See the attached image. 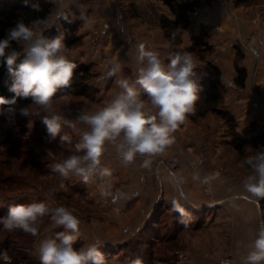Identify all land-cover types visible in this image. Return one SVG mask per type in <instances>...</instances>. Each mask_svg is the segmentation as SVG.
I'll use <instances>...</instances> for the list:
<instances>
[{
	"label": "rangeland",
	"instance_id": "rangeland-1",
	"mask_svg": "<svg viewBox=\"0 0 264 264\" xmlns=\"http://www.w3.org/2000/svg\"><path fill=\"white\" fill-rule=\"evenodd\" d=\"M90 1L94 5L101 3L100 0ZM118 3L127 5L130 9L123 19L115 16ZM162 3V0H146L141 6L135 0H112L107 8L102 9V12L96 11L93 15H87L86 18L89 17L90 23L86 24L89 39L83 50L85 59L71 60L90 66L94 76L89 83L94 91L83 96L64 93L53 98L52 105L53 113L75 124V128L64 126L61 132V135L66 134L71 138V143H60L59 138L51 143L46 140V129L38 115L44 114V110L31 106L32 102H21L15 106L17 109L31 106L30 110L33 113L31 122L29 118L19 115L18 111L15 114L0 115V178L4 177L8 180L0 184V218L7 216L8 209L12 205L33 202H43L51 208L64 206L77 216V212L91 208L88 203L93 206L98 201L103 185V181L99 178L88 184L75 176L63 179L59 174L52 172L49 166L75 153V144L80 141V133L88 130L87 126L77 119L81 111L91 113L107 106L123 92L119 86L120 80L127 79L130 83H134L137 79L141 65L136 60V50L141 43L146 49L156 51L165 66L169 62V57L176 53H189L196 62V78L202 79L203 90L200 96L205 98L215 118L204 121L207 131L205 128L201 129L195 119H191L194 129L197 125L202 133L205 135L208 133L207 137L211 146L209 148L208 143L202 145L199 140L196 141L198 143L195 145L196 150L192 156H189L187 162L190 166L189 170L197 173L204 171L209 174L217 171L220 174L228 173L229 176L236 173L241 174L243 180L250 174L251 170L244 163V159L255 155L256 151L246 149L237 152L235 150L229 134V126L225 123L221 112L230 111L234 114L239 129L245 127V124L248 126L253 120L257 121L258 125L264 126V0H248L247 2L201 0V6L190 16L189 28L180 31V38L174 41L167 38L161 25L162 17H171L170 11L163 12L164 4ZM143 12L152 19L160 20L159 30L157 27H152V31L146 32L143 26L140 29L135 27L134 20ZM71 17L80 21L76 13ZM199 19L202 21L198 23ZM52 26L59 25L47 19L46 23L33 25V30L40 35ZM61 54L70 60L69 54L65 52ZM116 62L121 65V73L108 77V71ZM238 66L245 68L247 72L243 85L236 79ZM131 69L132 72L129 71ZM137 88L139 89V86ZM145 98L144 96L143 99ZM146 105L145 111L150 115H156L157 110ZM218 130H220V137L217 140H223L220 143L221 151H224L221 156L226 157L231 165L235 164L234 167L217 165V160L221 156L216 144L212 141L213 133H217ZM200 131H194V138ZM203 136L199 138L203 139ZM198 157H204L206 163L201 167L192 166V161ZM153 158L157 169L165 166L176 174L178 164L166 152ZM137 160L139 159L136 158L135 161ZM132 164L125 165L122 162L115 146H108L101 158V166L112 170V174L115 175L113 179L117 183L128 180L125 173L121 171L123 167L133 168ZM154 174L155 177H159L157 172ZM10 178L11 181H9ZM12 180L16 183L14 187L9 186ZM61 183L64 187H60ZM108 190L115 194L122 188L116 184ZM156 193L155 197L150 198L151 202L159 198L160 193ZM260 202L259 206L264 211V198ZM160 204L161 202L156 206ZM191 210L193 214L195 212L194 223L198 221V228H202L207 221L206 209ZM51 228L54 231L50 238H55L56 233L64 230L62 226L57 227L50 217H45L40 225L38 236L34 237L22 231L19 239H15L13 244V254L21 261L16 262L14 255L6 252L12 258L10 263L40 264L38 248L44 240L48 239L43 236ZM3 231L0 232V236ZM137 235L129 236L126 242ZM148 238L144 236L143 242H146ZM126 242L116 248V256L113 254L111 259L106 258L107 263L131 264L133 259L140 258L139 250L144 248L143 243H140V248L136 250L137 247L135 249L130 247L133 244L126 246ZM84 245L83 240H78L75 247L79 249ZM224 249V251L215 250V254L226 256L231 253L232 259L235 258L236 251L232 246H226ZM0 261L4 263L3 258H0Z\"/></svg>",
	"mask_w": 264,
	"mask_h": 264
},
{
	"label": "clouds",
	"instance_id": "clouds-1",
	"mask_svg": "<svg viewBox=\"0 0 264 264\" xmlns=\"http://www.w3.org/2000/svg\"><path fill=\"white\" fill-rule=\"evenodd\" d=\"M55 4L57 0H48ZM23 7L39 12L41 7L33 0H23ZM64 19H68L65 15ZM85 24L90 21L81 13ZM71 23V20H68ZM46 23L45 18H38L33 25ZM13 42L21 45L23 52L12 47ZM64 47V36L47 38L37 35L33 26L22 20L7 30L0 39V66L6 68L12 78L9 91L11 98L0 96V115L19 113L31 122V106L44 110L40 121L46 129V140L51 143L59 138L60 143H71L68 135H61L64 126L75 128L70 120L52 112L53 98L62 90L71 87L76 65L61 54ZM136 60L141 65L137 79L130 83L127 79L119 81L123 92L110 104L95 112H84L77 119L87 126L80 133V141L75 144V153L51 164L52 172L63 179L78 177L88 184L99 178L104 181L111 177V171L101 166V158L108 146H115L122 162L131 164L139 157L163 155L174 143L173 133L182 125L189 114L196 111L197 101L203 90L198 80L196 62L189 53H176L169 57L165 66L156 51L146 49L141 43L138 46ZM23 54L24 58L17 63ZM121 65L113 63L107 73L115 76ZM139 89L143 90L150 106L156 109V115L145 111V100L140 99ZM31 98L32 105L17 109L19 99ZM7 106V107H5ZM150 159L144 160V167L150 166ZM244 163L250 168V174L243 181L248 194L245 199L264 198V150H257L255 155L247 156ZM176 177L175 173H169ZM213 175L204 177L203 183L209 184ZM183 180L177 179L174 186L179 199L171 201L172 209L179 214L180 223L187 226L191 215L182 205L181 200L189 203L183 191ZM60 187H64L61 183ZM55 191V189L53 190ZM103 196H112L109 190ZM119 194L113 196L118 199ZM239 197H234L237 199ZM45 217H50L63 231L56 233L55 238L44 240L38 248L40 264H107L105 254L97 244L77 249L76 242L80 237V220L64 206L51 208L43 202L12 205L6 217L0 218V224L8 232L21 230L32 236H38L40 225ZM0 258L9 260L6 252H0ZM131 264H143L137 257ZM244 264H264V226L254 240L252 250L247 254Z\"/></svg>",
	"mask_w": 264,
	"mask_h": 264
},
{
	"label": "crops",
	"instance_id": "crops-1",
	"mask_svg": "<svg viewBox=\"0 0 264 264\" xmlns=\"http://www.w3.org/2000/svg\"><path fill=\"white\" fill-rule=\"evenodd\" d=\"M43 1L48 2V0ZM100 1L101 3L95 4L96 6L90 0H57L55 4L52 3L50 16L47 18L48 21L53 20V23L59 25L62 14L67 11L70 15L76 13L81 22L78 35L83 37L82 45L76 49H68L65 46L62 49V52L69 54L70 59L80 61L85 59L83 50L89 37L86 33L87 25L80 18L81 13L85 17L93 15L96 11L100 13L103 8L110 5L112 0ZM135 1L142 6L146 0ZM163 12H169L165 4ZM87 19L89 20V17ZM135 21L137 29L143 26L146 32L152 31V27H157L159 30L160 20L150 18L144 12ZM201 21L202 19H199L198 23ZM129 71L132 72V69ZM118 73H121V71ZM138 91L140 99L145 100V107L146 104L150 107L147 98L143 99L144 96L146 97L143 90L138 89ZM214 118L215 116L210 111L205 98L200 96L195 113L189 114L185 122L173 133L174 143L165 152L178 164L176 177L170 176L169 173L172 172L165 166L157 169L153 163V157H143V159L137 157L139 160L133 162V168L123 167L121 172L128 177L125 182L117 183L113 179L115 175L109 169L111 177L103 181L98 201L93 206L88 203L90 209L77 212V217L80 220V237L78 240H83L84 247L97 244L105 254V258L111 259V256L116 254V248L126 242L130 238L129 236L138 234L141 229L152 224L153 213L159 202H161V208H164L165 212L169 214L168 227L171 228L176 221V212L172 209L171 201L179 199V193L174 184L177 179H180L184 182L182 185L183 191L190 201L186 203L181 200L182 205L188 209L189 207H192L191 209H206L207 221L202 228L179 231L176 242L177 248L174 250L166 248L168 258L164 261H158L156 264H217L215 250L224 251L226 246H232L236 251L235 258L233 257L231 261L232 264H244L247 254L252 250L254 240L257 238L261 227L264 226L263 209L256 202L243 198L249 194L244 188V180L241 174L231 173L232 175L229 176L228 173L220 174L217 171L210 174L204 171H198L199 173H197L189 170V163L187 164L189 156H192L196 150L197 140L202 145L208 143L210 148L208 133L205 135L199 127L201 129L205 128L207 131L204 121L213 120ZM191 119H195L197 125L199 123L200 126L195 125L196 129H194ZM245 126L247 125L245 124ZM194 131H200L196 138H194ZM213 134L214 140L212 143L216 144L219 156H221L224 153V151H221L220 145L223 140H217L220 137V130ZM202 135H204L203 139H200L199 137ZM146 158L151 161L149 167L143 166ZM217 161L219 166H235V164L231 165L230 161L224 156L218 158ZM154 172H157L159 177H155ZM208 175H213L214 179L209 184H204L203 179ZM116 184L122 188V190L112 194L114 196L119 194L118 199L114 201L113 196L105 197L102 195V191L108 190ZM156 192L160 193L159 198H155L151 202L150 198L155 197ZM234 197L239 198L233 199ZM51 229H48L43 237L50 239L54 231V229ZM181 253L185 254L186 258H181ZM0 264L8 263L5 261L1 263L0 261Z\"/></svg>",
	"mask_w": 264,
	"mask_h": 264
},
{
	"label": "trees",
	"instance_id": "trees-1",
	"mask_svg": "<svg viewBox=\"0 0 264 264\" xmlns=\"http://www.w3.org/2000/svg\"><path fill=\"white\" fill-rule=\"evenodd\" d=\"M236 2H247L248 0H228ZM33 2H38L41 11L36 12L30 10L29 8L23 7V0H0V39L4 38L6 32L11 27H14L15 24L22 20L24 23L29 26H33V22L38 18L47 19L50 16L52 3L43 1V0H33ZM170 13L171 17H162L161 25L164 30V34L170 41L180 38V31L186 30L189 28L191 19V14L201 6V0H162ZM67 16L68 19H64V16ZM68 20L72 22L69 23ZM81 28V22L72 19L71 15L65 11L61 18L59 26H52L45 29L42 34L47 38H52L57 35L64 36V46L68 49H73L80 47L83 41V37L78 35V32ZM12 47L19 52H23L21 45L13 42ZM24 58L23 54L18 59L19 63ZM76 65L74 70V76L72 79L71 87L60 90L54 98L61 96L64 93H70L74 96H83L89 95L94 91V88L89 83V80L94 76L92 69L85 63H79L75 60H71ZM238 75L236 76L237 81L243 85L246 81L247 72L246 69L238 66ZM12 83V78L8 75L5 67L0 66V96L6 98H11L14 94L9 91V86ZM31 103V98L28 99H19L17 103ZM6 107V106H5ZM225 123L229 126L231 141L235 150L244 151L249 150H264V126L258 125L257 121L253 120L241 129H239V124L236 121L234 114L230 111H222ZM20 180V178H18ZM16 180V179H15ZM15 180H12L11 187H14L16 183ZM11 181V178L9 179ZM8 182L7 178H0V184ZM22 182V181H21ZM158 206L155 210V214L152 218V224L147 228L141 229L133 239L126 242V246L131 248H140V243H143L144 248L140 249V258L143 261V264H156L158 261H164L167 257L168 249H176L178 233L181 230L194 229L198 228V221L194 223V214L188 208H185L187 212L191 215V221L187 226L180 223L179 214H175L174 225L170 228L168 227V218L169 214L165 212V209ZM1 216V212H0ZM194 223V224H193ZM4 230L3 225L0 224V232ZM158 230V231H156ZM21 230H16L14 232H8L7 230L3 231V234L0 236V252H8L11 255L13 254V244L19 239L21 235ZM149 237L146 242H143V238ZM159 246V249H157ZM14 260L16 262L21 261L16 255H14ZM10 264H14L13 262Z\"/></svg>",
	"mask_w": 264,
	"mask_h": 264
},
{
	"label": "built area",
	"instance_id": "built-area-1",
	"mask_svg": "<svg viewBox=\"0 0 264 264\" xmlns=\"http://www.w3.org/2000/svg\"><path fill=\"white\" fill-rule=\"evenodd\" d=\"M128 11H130V9H128L127 5L125 6L123 4L118 3L117 4V10L115 12V16L118 19H123L124 15H127ZM205 163H206V159L204 157H198V159H195L192 161L191 165L201 167ZM251 201L256 202L258 205H260V203H261L260 201L257 202L255 199H252ZM8 257L10 258L9 260H5V259H3V260L7 263H10L12 261V258L10 256H8ZM180 257L186 258V255L181 253ZM231 261H232V254L231 253L227 254L226 256H224V255L223 256H221V255L217 256V262H218L217 264H232Z\"/></svg>",
	"mask_w": 264,
	"mask_h": 264
}]
</instances>
